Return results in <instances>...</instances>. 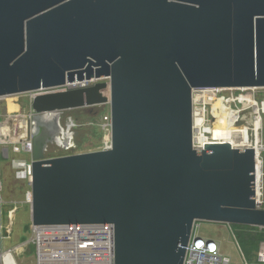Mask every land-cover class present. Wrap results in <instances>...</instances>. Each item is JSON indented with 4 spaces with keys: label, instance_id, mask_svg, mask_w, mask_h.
<instances>
[{
    "label": "water",
    "instance_id": "obj_1",
    "mask_svg": "<svg viewBox=\"0 0 264 264\" xmlns=\"http://www.w3.org/2000/svg\"><path fill=\"white\" fill-rule=\"evenodd\" d=\"M66 83L90 84L31 101L54 115L32 226L110 224L114 264H183L197 222L264 229L254 150L195 148L192 112L194 90L264 88V0H0V98ZM104 105L109 148L46 158L60 113Z\"/></svg>",
    "mask_w": 264,
    "mask_h": 264
},
{
    "label": "built area",
    "instance_id": "obj_2",
    "mask_svg": "<svg viewBox=\"0 0 264 264\" xmlns=\"http://www.w3.org/2000/svg\"><path fill=\"white\" fill-rule=\"evenodd\" d=\"M108 82V79L103 80ZM90 83H66L56 89H39L37 91L22 94L27 99V110L21 114L18 111L8 113L5 122H0V146L12 144V151L15 153H25L29 155V159H10V168L13 173V179L16 183L24 184L26 192L21 205L30 209L32 203L31 184H32V139L35 133L36 119L40 116L44 119H50L51 116L36 114L31 108V101L34 96L46 94L52 91H64L75 88L86 87ZM247 89H197L192 93V112H193V146L202 148L205 144L216 142L212 137V130L218 119L223 116L224 111L233 113L235 116L233 125L238 122L246 121L242 117V111L238 108L243 104L244 96L234 93L239 91L243 93ZM250 90V89H249ZM254 90V89H253ZM262 90L264 88H258ZM228 91V94L224 92ZM2 98H0L1 101ZM219 101V107L216 103ZM245 102V101H244ZM256 107L255 115L253 111L249 113L252 120H259L262 123V115H264V101L260 105L254 104ZM108 107V115L104 116L103 124L110 130L111 118ZM63 113V112H62ZM59 114V122H60ZM53 116V115H52ZM1 118V114H0ZM199 119V122H198ZM64 126L59 123L58 137L53 141L58 150L62 152H70L75 148L74 132L75 124L72 120H68ZM249 133L251 149L255 152V192L256 205L260 208L261 200L263 199L264 190V144L262 141L259 144L256 142V132L250 127ZM262 129V127H261ZM259 130V133L261 131ZM4 130L10 136L9 141ZM197 135L205 136L200 145L195 142ZM250 135V134H249ZM71 138V139H70ZM72 141V142H71ZM220 142V141H218ZM49 147V146H48ZM110 145L107 147L109 148ZM105 148V149H107ZM11 151V152H12ZM9 149L3 148L0 151L4 157L8 158ZM48 152V149H47ZM46 152V154H47ZM60 157V156H58ZM53 158V157H46ZM2 184L0 181V219L2 216ZM15 204V203H14ZM17 209L15 206L7 210L8 226L3 227L0 222V240L8 239L11 233L10 225L11 218L15 215ZM196 225L193 229V234L185 249V257L183 264H231L228 256L223 254L221 245L212 238L200 237L195 234ZM30 238L25 242V248H34V264H114L113 253V226L110 224H93V225H63V226H32L30 225ZM260 229V228H258ZM13 255L12 250L0 252V264H5V257ZM257 263L264 264V242L260 244L257 253Z\"/></svg>",
    "mask_w": 264,
    "mask_h": 264
},
{
    "label": "rangeland",
    "instance_id": "obj_3",
    "mask_svg": "<svg viewBox=\"0 0 264 264\" xmlns=\"http://www.w3.org/2000/svg\"><path fill=\"white\" fill-rule=\"evenodd\" d=\"M228 94L229 92H224ZM234 93L244 96L242 105L238 108L241 109L242 117L247 120L251 116V110L255 115V103L258 105L264 101V92L262 90L247 89L243 93L234 91ZM27 110V99L23 95H13L2 98L0 101V122L4 123L6 115L12 112H19L23 114ZM8 112V113H7ZM228 116L220 117L212 130V136L219 138L222 136V141L216 140L214 143L224 144L223 137L235 136L236 142L232 148L246 147L241 138H243V128L246 126L244 120L233 125L232 116L228 111ZM108 115V107L98 106L91 109H77L71 111H64L60 115V124L64 126L70 119L74 122L73 129L75 148L70 152H62L54 145L50 144L46 157L68 156L75 154H86L104 150L110 145V130L103 124L104 116ZM252 122L248 121L247 126ZM262 129L259 133L260 141L264 144V115H262ZM249 129H251L249 127ZM250 137L253 135L249 133ZM1 139H4L0 136ZM249 138V137H248ZM71 139V138H70ZM9 141H12L9 139ZM220 141V142H218ZM72 142V141H71ZM9 149L8 158L0 154V181L2 184L1 197H2V216L0 222L3 227L8 226L7 210L13 206L17 211L14 218L11 219L13 225L8 239L0 240L1 251L12 250L13 256H6L5 261L8 264H34V248L28 247L24 251L15 248L24 245L30 238V212L29 208L21 205L26 187L24 184L16 183L13 179V173L10 168V159H29V155L21 152L15 153L12 151V144L0 146V151L3 148ZM12 151V152H11ZM264 156V154L262 155ZM264 159V158H263ZM15 203V204H14ZM260 209H264V190L263 199L261 200ZM195 234L200 237L212 238L213 240H220L222 252L231 260V264H256V255L260 248V244L264 242V229L254 227H245L237 225L215 224L208 222H197ZM250 238H254L250 241ZM17 254V255H16Z\"/></svg>",
    "mask_w": 264,
    "mask_h": 264
},
{
    "label": "bare ground",
    "instance_id": "obj_4",
    "mask_svg": "<svg viewBox=\"0 0 264 264\" xmlns=\"http://www.w3.org/2000/svg\"><path fill=\"white\" fill-rule=\"evenodd\" d=\"M216 105V107L214 106V108H218L220 105H219V101L215 104ZM226 112L227 111H224L223 112V116L222 117H226V116H228V114H226ZM230 114H233V113H230ZM54 116V115H53ZM53 116H51L50 117V119H52L53 118ZM234 118H235V116L233 117L232 116V123L234 122ZM54 119V118H53ZM53 121H55V120H53ZM248 121H250V122H252L249 126H247V123H248ZM198 122H199V119H198ZM245 127L243 128V133H244V136H243V138H241V141L243 142V144L246 146V147H242V148H250V146H252L253 144H251L252 142H251V139H250V135H249V127H252V130L254 131V132H256V142L255 143H257V144H259V142H260V137H258L259 136V130L261 129V127H262V123L259 121V120H252V119H250L249 117L247 118V120L245 121ZM7 130H4V134H6V136H7V138H8V140L9 139H11L10 138V136L7 134V133H5ZM204 137L205 136H203V135H197V137L195 138V142L197 143V144H201L203 141H206V139H204ZM214 139H216V140H220V141H222V136H219V138H215V136H212ZM249 137V138H248ZM223 140H224V144L226 145V146H229L230 148H232V145L233 144H235V142H236V137L233 135V136H227V137H223ZM14 218V215L12 216V218L11 219H13ZM13 225L11 224L10 225V228L12 227ZM9 228V229H10ZM26 248H25V246L24 245H20V246H17L16 248H15V252L16 251H18V250H22V251H24ZM17 255V254H16ZM12 257H14L13 255H11ZM6 258V257H5ZM5 264H8L6 261H5Z\"/></svg>",
    "mask_w": 264,
    "mask_h": 264
},
{
    "label": "crops",
    "instance_id": "obj_5",
    "mask_svg": "<svg viewBox=\"0 0 264 264\" xmlns=\"http://www.w3.org/2000/svg\"><path fill=\"white\" fill-rule=\"evenodd\" d=\"M262 126H263V125H262ZM216 242L219 243L220 245H221V243H222L220 240H216ZM220 242H221V243H220ZM258 251H259V250H258ZM223 254H224V253H223ZM255 261H256V264H258V263H257V255H256V259H255ZM243 264H247V263H243Z\"/></svg>",
    "mask_w": 264,
    "mask_h": 264
},
{
    "label": "flooded vegetation",
    "instance_id": "obj_6",
    "mask_svg": "<svg viewBox=\"0 0 264 264\" xmlns=\"http://www.w3.org/2000/svg\"><path fill=\"white\" fill-rule=\"evenodd\" d=\"M43 123H44V124H47V120H46V119H44V120H43Z\"/></svg>",
    "mask_w": 264,
    "mask_h": 264
},
{
    "label": "trees",
    "instance_id": "obj_7",
    "mask_svg": "<svg viewBox=\"0 0 264 264\" xmlns=\"http://www.w3.org/2000/svg\"><path fill=\"white\" fill-rule=\"evenodd\" d=\"M251 240L250 241H253L254 240V238H250Z\"/></svg>",
    "mask_w": 264,
    "mask_h": 264
}]
</instances>
